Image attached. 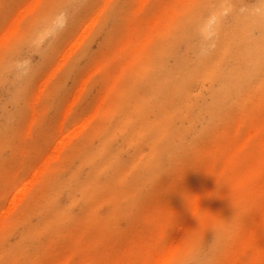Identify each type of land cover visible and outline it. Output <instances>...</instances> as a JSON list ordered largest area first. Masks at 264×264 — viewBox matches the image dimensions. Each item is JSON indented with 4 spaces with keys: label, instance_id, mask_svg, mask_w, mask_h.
I'll return each instance as SVG.
<instances>
[{
    "label": "bare ground",
    "instance_id": "1",
    "mask_svg": "<svg viewBox=\"0 0 264 264\" xmlns=\"http://www.w3.org/2000/svg\"><path fill=\"white\" fill-rule=\"evenodd\" d=\"M134 1L137 16L153 0ZM160 1L159 14L139 21L102 65L108 74L117 63L118 71L92 134L97 144L89 139L65 169L86 168L84 179L74 172L60 179L56 194L66 195L64 203L53 200L50 214L24 229L4 253L36 251L40 239L70 220L82 202L88 228L106 222L108 217L96 216L104 207L111 217L131 214L147 187L157 189L161 179L196 159L186 172L198 179L174 181L163 207L153 205L147 235L134 238L116 258L102 248L103 239L92 242L98 248L73 254L86 256L82 264H172L190 250L194 264L264 258V0ZM81 2L58 0L6 52L0 61L6 102L19 105L37 72L24 74L27 55L39 51L47 36L58 41L61 25L73 21ZM121 8L112 9L116 23ZM51 50L47 58L54 45ZM1 116L0 160L16 138L15 127ZM218 135L214 149L201 155ZM207 239L211 254L200 259Z\"/></svg>",
    "mask_w": 264,
    "mask_h": 264
},
{
    "label": "rangeland",
    "instance_id": "2",
    "mask_svg": "<svg viewBox=\"0 0 264 264\" xmlns=\"http://www.w3.org/2000/svg\"><path fill=\"white\" fill-rule=\"evenodd\" d=\"M84 1L78 4L73 21L68 23L66 20L61 25L63 33L66 30L67 33H62L58 41L47 36L40 41L39 51L27 55L29 61L24 74L32 68L37 72L30 79L19 105L6 102L7 97L0 95V119L3 114L16 129L13 145L3 152L0 160V219L3 213L10 211L6 223L0 225V264H82L80 262L86 256L80 257L73 252L79 248H98L99 243L92 242L102 239V248L110 250L111 256L116 258L134 238L147 235L153 205L163 207L165 191L176 179L185 181L188 178L191 184L198 179L197 174L189 177L186 172L187 167L195 164V159L161 179L157 189L147 187L131 214L114 212L111 217L107 215L109 209L104 207L96 216L108 217L106 222L97 220L88 228L84 218L86 211L83 212L86 202H82L70 220L40 239L36 251H18L16 255L3 252L14 245L24 229L36 226L45 214H50L53 200L64 203L66 195L56 194L60 179L68 178L73 172L77 180L84 179L86 168L65 169L77 162V154L89 139L92 146L97 144L98 140L92 139V134L100 128L104 96L118 71L117 63L107 68L108 74L103 72L102 65L139 21L156 17L162 6L160 0H153L136 16L134 0H93L91 4ZM57 2L0 0V61L20 38L27 35L33 23ZM115 7H122L117 23L112 12ZM71 14L74 11L67 19ZM52 45L55 50L47 58ZM20 108L22 113L18 115ZM201 128L199 125L198 132ZM219 137H211L206 142L208 148L205 146L201 155L214 149ZM14 198L17 199L15 206ZM114 219L118 221L115 223ZM210 242L207 239L199 249L200 259L211 254ZM190 252L172 264H194ZM263 262L264 258L256 257L252 264Z\"/></svg>",
    "mask_w": 264,
    "mask_h": 264
}]
</instances>
